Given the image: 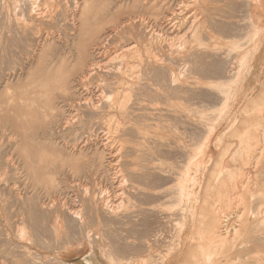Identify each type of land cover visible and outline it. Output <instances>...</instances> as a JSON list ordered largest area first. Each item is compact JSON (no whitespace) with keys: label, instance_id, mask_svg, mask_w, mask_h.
Masks as SVG:
<instances>
[{"label":"rangeland","instance_id":"obj_1","mask_svg":"<svg viewBox=\"0 0 264 264\" xmlns=\"http://www.w3.org/2000/svg\"><path fill=\"white\" fill-rule=\"evenodd\" d=\"M25 1L5 0L3 2V0H0V16L3 18L0 20V24H2L0 25V262L1 264H25V257H17L20 249L16 246L17 244L25 245V242H30L26 241V238L21 239L17 236L19 233L18 229L21 227V223L23 221L25 223L27 222L26 228L28 232H31V229L34 226L39 225L37 244L29 243L28 246L31 247L33 252L35 251L42 255L40 262H43V260H50L52 263L49 262V264H56V259H54V257L60 253V255H58L60 260L75 264H90V261L92 264H118L116 261L112 262L110 259H105L104 257L106 256L103 257L100 248L96 244L94 245L95 247L92 251L93 254H91L88 258H84L82 251H80L77 246L78 243H81L80 240L72 242L73 244H71V246L74 245L75 247L72 246L73 253L70 255H65L64 251L54 248L57 246V243L54 241L55 238H52L54 235L48 226V219L46 215L42 214L40 210L41 203L43 200L47 199V195L43 193V198H34L35 193L40 195L39 190H41L37 188V182L39 183L42 181L43 183L51 186L56 178L55 182L60 186L66 185L65 183L67 182H70V184L73 185L76 184L75 187H69L67 189L72 191L74 190L76 193H70L72 194L71 199L73 198L71 200L72 203L75 202L73 200H80V203L83 191L87 190V187L89 191L91 190V193L94 192V179L98 178L100 180L99 181L98 179H95L96 182L102 181V179L99 177H95V174L93 173L99 169V156H95L94 154V156H81L72 160L71 162H66V172H63L62 170L58 169V167L60 168V166L65 163L63 161L64 159L61 155V152L54 151V154L51 152L45 153V151H47L49 148L38 143L39 141H44V139L51 137V134L48 132V130H45L46 122L43 119L45 116L55 117L60 115L75 114L74 111H71L75 102L66 98L67 92L65 88L69 85V83L77 84L80 81L79 77L84 72L86 64H88V61L81 59V53L79 51L80 38L83 35H86L87 32H90V37L93 41L100 34H105L107 31L112 32L110 39L108 40L107 50L109 51V54L97 58L96 61L99 66H104V63H106L105 60L108 61L110 57L112 58V56H114V54H112L113 50L115 51L121 45L126 44L131 40L130 38L132 37V31L129 29V25L131 24V21L129 22V18L135 20L139 19V17H143L146 19V21L150 22L151 26L155 24L157 20L159 26L161 25V27L166 26L169 28L167 32H169L171 35H167V33H162L161 31L159 32L161 36L159 35L160 39H157L155 45L158 46L159 43L162 45L163 41L165 42L163 44V49H158L156 52H158L159 56H162L163 59H173L174 66L181 69V71H178V73L180 72L181 76V73L184 74L185 71L189 72L187 70L190 67V64L193 63V61H191L193 56L190 55V48L185 47L189 42L184 41L182 43L176 39V36L188 37L186 32H188L189 27L195 23H197V25L201 24L200 29L203 27V31L201 30V33L203 32L204 34H202V36L206 37H202L201 40L204 41L203 43L201 40L199 42L203 45L205 44V41L207 43L210 42L211 44L209 43V45H213V43L216 42V44H218V41L221 40L222 41L219 42V44L222 43L224 41L222 36L233 33L237 30L236 28H238V30L242 28L245 29L244 31L247 34L241 31L242 33L237 32L238 34L236 33V35L239 36V33L242 35L244 34L247 39L249 36H254V38L256 36L258 37L260 33L261 36H264V14L262 15L264 11L258 6L256 0H199L198 3L195 0H159V2L155 4H151L146 0H85L86 2L84 5L86 11L83 12L84 8H79L81 14L83 13L85 16H80V12L76 10L77 0H39V2L38 0H30L32 2H38L37 5H39V9L41 8L40 10L43 11L45 15L41 20L32 23L31 27H26L24 25L26 17L24 16V12H21L25 8V5H23L26 3ZM191 1L194 2V4H192ZM14 2H18V5ZM195 2L199 8L195 5ZM13 6L15 7L13 8ZM16 7H18V10ZM196 8L197 10H195ZM12 9H16V11H12ZM248 10L249 12L247 13ZM74 11L78 12L79 14L77 18H75ZM193 11H197L198 16H196V12ZM251 11L253 16L250 15ZM9 15L11 17H9ZM247 15L250 16L251 19L253 18V22L251 19V21L249 20ZM19 17H21V20ZM22 18H24V20ZM254 20L259 22V24H255ZM26 23L27 22H25V24ZM72 23H77V29L72 28ZM250 23H252L251 25L253 26H250ZM124 24H128L125 30L121 29V26ZM253 27L257 28L255 32ZM259 28L262 29V31L260 30V33L256 35L259 31ZM247 30L249 31L247 32ZM12 31H14L13 34ZM81 31H83V34H80ZM113 32L116 33L114 34ZM248 33L250 35H248ZM162 34H165V38ZM162 37L164 39H161ZM240 37L239 39L237 37V42H241L240 49L242 53H245V50H248L246 55H244L246 56V59L248 57L247 55L251 54L250 52L253 50L252 48H254V51L256 48L257 51H252L253 55H255V60L252 64L253 66L251 65L253 71L250 76L249 84H247L245 88V91L250 92L247 100L263 99L264 41L261 44V40L257 39V37L252 41L251 39L253 38L249 37L250 40H245ZM218 38L219 40L216 41ZM158 40L161 42H158ZM207 43L205 46H208ZM254 45L256 47H254ZM260 45L261 47H259ZM257 48H260L259 51ZM141 51H145L143 44L141 46ZM188 52L191 57H189L190 59H188V57L186 58L191 63L187 68V63L189 62L186 61L185 54L187 53L188 55ZM62 60L65 61V64L59 67ZM116 61L114 66L120 67V62L122 61L121 56L117 57ZM134 61L136 62V60ZM89 62H91V60ZM180 64H185L187 69L184 70L185 65H183V68ZM192 65L194 66V64ZM140 69L141 67H137L135 68V71H140ZM99 72L101 71H98V73ZM186 72L185 74L187 75L184 74L181 76V82H188L187 85L190 86H192L191 84L194 85V82L191 83V80L194 81L195 79V83L198 82L195 76L191 74V76H188L189 74ZM143 73L144 77H147V80L148 78L158 79L157 76H154L155 73L151 71L144 70ZM99 75L103 74L99 73ZM184 76H188L189 81H187L188 78H185ZM149 82L154 84L155 80L153 81L149 79ZM159 91L164 95L162 88H159ZM143 97V106L148 108H150V106L152 107L151 109H144L142 111V113L146 112L148 113V116H150L149 119L145 118L146 120L142 122L144 126H148L155 122H159L161 125L170 122L172 123V121L174 122V120L170 118V109H172V107L166 102V98L161 97L156 103L150 104L146 93ZM194 100L199 105H202L199 103L202 102V97L191 99V102L188 104H191L192 102L194 103ZM247 106L255 105L248 104ZM237 115L239 117L238 130L228 131V129H226L227 132H225V130L215 135L213 143L207 152H205V150H203L204 152L199 151L200 145L197 147L198 141L196 142V140L198 139L194 138V135L192 138H189V140L192 139L194 143H196V147L194 144V148L191 147L192 152L190 151V158L195 159L199 156L198 153H201H199L200 157L195 159L196 162L194 159L192 161L189 159L191 161V166L189 168L191 170L189 171L191 174L190 181H192H189V191L190 187H193L191 189V194L185 198L186 200L184 199L183 201H178L179 203L175 201V206L172 202L174 199H170L172 205L170 202L165 200L164 202L168 203L165 204L163 202L164 205L162 204L159 210V213L161 214L157 216H153L148 213H145L144 215L140 214L138 211H134L131 217L125 219L128 220V222L123 224L114 223L113 225V223H109L108 225H99L96 220L94 223L90 224V229L91 232L99 238L98 241L100 244L103 243V230L108 233L107 235L112 239L116 238V233H119V231L120 234L122 233L132 236L131 239L137 244L135 245L136 247L134 249L131 247L125 249L129 251L126 252V255L133 257L132 264H134L133 261L136 262L138 260L145 261V264H161L164 257L166 258L162 264H207V262L208 264H264V164L258 168H256L254 165H244L242 161V158L245 157L242 156L244 151H240V149L244 148L249 140V135L243 133L244 126L242 121L244 119L252 120L254 116H257V114H255L254 111L250 115L242 114L240 113V109H238ZM219 116L217 115V119L220 118ZM213 117L216 116L214 115ZM221 117L222 118L218 120L219 122L215 123V126L223 121V128H226L228 121L227 117L225 118V116L223 117L222 115ZM20 118L23 120H19ZM27 118L34 120L35 126H19L21 123L26 124L25 120ZM198 118L199 115L193 112V114L191 113L190 115V122L194 123ZM98 119H101V117ZM214 119L217 120L216 118H213L209 121L208 118L206 121L211 122L207 123L209 129L211 126H214ZM211 120H213V122ZM131 125L140 126L133 121L131 122ZM176 125L179 133H183L185 130L183 128V122L178 121L176 122ZM187 126L190 125L188 124ZM75 131L79 132L80 129ZM75 131H73V133H75ZM15 133L17 134L15 135ZM70 133L71 134H68L69 136L75 135L72 132ZM157 133V140L160 141H165L167 137L173 138L176 135L179 136V134L173 129L167 130L164 128H159ZM242 134H244V136H242ZM181 135V142L182 145H184L188 138H186L184 134ZM198 137L200 138L201 136ZM22 140L23 142L31 140L33 143H29V145H26L25 147L23 145L19 149L16 148L15 141L20 142ZM148 145H158V143H151ZM40 153L45 156L43 160H39L36 157L37 154ZM211 154L213 155V159H210ZM222 154H225L226 157V164H224L225 168L222 167L223 165L220 166V164L217 163V160ZM234 155L237 159L236 161H233L232 159L234 158ZM178 158L179 157L176 158V156L169 159L163 158V165L167 166L172 164L171 167L173 165L178 167V165L175 164V162H178L180 165V158ZM197 163L199 165H197ZM192 164L194 165L192 166ZM235 167L237 171L235 170ZM28 170L36 171L37 173L34 175L33 173H29ZM246 173L249 174L248 176L250 178L245 176ZM102 175L104 174L102 173L101 176ZM232 175L233 178H231ZM246 179L249 182L245 187H242L240 183H242V181H246ZM104 184V190H107L106 195H109L110 199H117V203L121 205V201L118 199L119 196L116 197V195L122 192L120 189H122L123 186L119 189L117 184L113 185L110 182H104ZM17 185L20 187V189L22 187L21 191L23 193H29V195H31L30 199L27 198V195H25L22 199L18 198L16 195V189L18 188ZM236 187L238 189H235ZM83 188L85 189L82 190ZM63 196L65 195H62V197ZM120 199H122L121 196ZM169 203L170 205H168ZM167 206L169 208H167ZM215 207L220 208L223 216L228 215L230 225L236 224L238 220H240V215H242L243 219L245 220V224L243 225H241V222H238V224L241 225L240 235H238L236 240L230 242L229 245L223 249L222 253L216 251H212L210 253L208 252V246L210 244L208 238L210 233H208L209 223L208 217L206 216H208V214H210ZM133 209L135 210L136 208L131 207V210ZM184 209L187 211H184ZM181 210L185 212V215L183 214L184 217L181 214ZM200 213H202V215H200ZM167 217L169 221L166 220ZM175 217L176 220L174 219ZM31 219L33 220L31 221ZM201 220L205 221L202 223ZM75 228H77V226ZM78 230L79 228L75 231L79 232ZM180 230H182L181 233H179ZM112 233L114 236H112ZM157 233L160 236L157 235ZM162 236L163 239H161ZM5 239H7V241ZM181 240L186 242L182 248H180V245L177 244L180 243ZM116 244H118V247L120 248L125 247L122 246L121 243ZM146 244H148L149 247H147ZM200 244L205 246V251L200 249ZM140 247L141 249H139ZM168 253L169 255L166 256ZM227 255H229V258L232 260L228 261ZM61 264L64 263L61 262Z\"/></svg>","mask_w":264,"mask_h":264},{"label":"bare ground","instance_id":"obj_2","mask_svg":"<svg viewBox=\"0 0 264 264\" xmlns=\"http://www.w3.org/2000/svg\"><path fill=\"white\" fill-rule=\"evenodd\" d=\"M4 1L5 0H3V2ZM146 1H148L151 4H155L159 2V0H146ZM195 1L198 3L199 0H195ZM25 2L26 3L23 4L25 5V8L21 12H24V16L26 17V18L24 17L26 20L25 22H27L28 24L27 23L25 24L24 22V25L26 27L27 26L31 27L32 23L41 20L45 15V13L41 11L40 10L41 8L39 9V5H37L39 0L38 2H32L30 0H27ZM85 2H86L85 0H77L76 10L79 11V8H84V11L83 9L82 11L85 12L86 11L84 5ZM14 3L18 5V2L17 3L14 2ZM192 4H194V2H192ZM196 6L198 7V5ZM14 7L15 6H13V8ZM16 8L18 10V7ZM13 10L14 9H12V11ZM195 10H197V8ZM14 11H16V9ZM193 12H196V16H198L197 11H193ZM248 12L249 10L247 11V13ZM74 13H75V18H77L79 16L78 12L74 11ZM250 13H251L250 15L253 16L252 11ZM81 15L85 16L83 13L81 14L80 12V16ZM9 17L11 16L9 15ZM21 17H19L20 20ZM248 17L250 20L251 19L250 16ZM24 18L22 19L24 20ZM2 19L3 18H1L0 20ZM251 20L253 22V18ZM130 21L131 24L129 25V29L132 31V37L130 38L131 40L128 43L121 45L115 51L113 50L112 54H114V56H112V58L110 57L108 61L105 60L106 63H104L105 64L104 66H99L96 61L97 58L109 54V51L107 50L108 40L110 39V35L112 34V32L107 31L105 34L104 33L100 34L93 41L92 38L90 37L91 36L90 32H87L86 35L83 36L81 35L82 37L80 38L79 51L81 53V59L88 61V64H86L84 72L79 77L80 81L77 84L69 83V85L67 84L68 86L65 88L67 92L66 98L70 101L75 102L71 110L74 111L75 114L60 115L55 117L45 116L43 118L46 122L45 130H48V132L51 134V137L44 139V141L38 142L39 144H42L43 146L49 148V149L46 148L47 151H45V153L51 152L52 154H54L53 153L54 151L61 152V155L64 159L63 161L65 163L62 166H60V168L58 167V169L62 170L63 172H66V168H65L66 162H71L72 160L81 156L87 157L93 154L95 156H99L100 158L99 161L100 163L98 165L99 169L93 173L95 174V177H99L100 179H102V181L96 182L98 178L96 179L94 177L96 179V180L94 179L95 181L94 192L92 191L93 193H91V190L89 191L88 187L87 190H84L85 188H83L82 190L84 191L80 203H79L80 200L79 201L73 200L75 202L72 203L71 200L73 198L71 199V195L76 193L74 190L72 191L70 189L69 190L67 189L69 187H75L76 184L73 185L70 184V182L69 183L67 182L65 183L66 185L60 186L55 182L56 178L51 186L46 183H43L42 181H40L39 183L37 182L36 183L38 185L37 188L41 190H39L40 195L35 193V197H34L41 199L43 198L42 196L43 193L47 195L46 196L47 199L43 200L41 203L40 210L42 214L46 215L48 219V226L54 235L52 236L51 234V236L52 238H55L54 241L55 243H57V246L54 248H58L64 251L65 255H70L73 253L72 246L74 245L71 246V244H73L72 242L74 241L76 242L80 240L81 243H78L77 246L79 250L82 251V255L84 256V258H88L91 254H93L92 251L93 248L95 247L94 245L96 244L100 248L103 257L104 256L107 257V258L104 257L105 259H110L112 262L116 261L118 264H132L133 257H129L128 255H126V252L129 251L125 250L128 247H131L132 249L136 247L135 245L137 244L134 242V240L131 239L132 236L122 233L120 234L119 231V233L118 232L116 233V238L112 239L110 236L107 235L108 233H106L103 230L102 233L103 243L100 244V242L98 241L99 238L91 232L90 224L94 223L96 220L99 225H108L109 223H113V225L114 223H119V224L127 223L128 220L125 219L131 217L134 211H138L140 214H144V215L145 213H148L150 215L157 216L161 214L159 213L160 212L159 210L161 208V205L162 204L164 205L165 200L170 202L171 201L170 199H174V201L172 202L175 206L174 203L175 201L177 202L183 201L185 198H187V196L191 194V189L193 187L191 185L192 187H190V191H189V181L191 180V174L189 173V171L191 170L189 168L191 166L190 162L194 159V158L193 159L190 158L191 157L190 151L192 152L191 147L194 148V146L196 145V143H194L192 139L189 140V138H192L193 135L195 136L194 138L198 139L196 140V142L198 141L197 147L198 145H200L199 151L202 152L203 150H205V152H207L213 143V139L215 135H217L222 131H225L226 129H228V131L238 130V122H239V117L237 115L238 109H240V113L247 115H250L254 111L255 114H257V116H254L252 120L244 119L242 121V124L244 126L243 133L249 135L248 137L249 140L247 144L244 146V148L240 149V151L242 152L244 151V153H242V156H245L242 158L244 165H254L256 168H258L264 164V98L256 99V100H252V99L247 100V97L250 95V92L245 91L246 85L249 84L250 76L253 71L252 64L254 63L255 55H253L252 51H254V48H252L253 50L251 52L249 50L251 54L248 53L249 55H247L248 57L246 59V56L244 55H246V52L248 50L247 51L245 50V53H242L240 49L241 40L239 41L240 43L237 42L239 37L242 35L241 31H243L244 33L245 29L242 28L238 30V28H236L237 30L234 31L233 33H230L228 35H223L222 38L224 41L220 44L219 42H221L222 40L220 39L221 41H218L219 38L216 40L218 41V44H216L217 42L214 41L216 43H213V45H209L210 42L207 43L205 41V44L207 43L208 46L199 43L202 37H206V36H202V34L204 33L203 32L201 33V30L203 28L201 26L202 28L200 29L201 24L198 25L197 23L192 24L189 27L188 32H186V34H188V37L176 36V39H178L182 43L184 41L189 42L185 47L190 48L189 50L190 55L193 56L192 57L193 59L191 58L192 59L191 61H193L192 64H194V66L190 64L191 62H189L188 60L190 59L189 57H191L189 55V52L188 55L187 53L185 54L186 56L184 55L186 61L189 62L187 63L188 64L187 68L190 64V67L187 70L190 73L186 71L185 72L189 74L188 76L193 75L198 80V82L196 83H195L196 81L195 79L194 81L191 80V83L194 82V85L191 84L192 86H190L187 85L188 83L187 81H189L188 76H184L185 78L186 77L188 78V80L185 81L187 83L181 82L182 80L181 76H183L185 72L182 71L184 72V74L181 73L182 75L180 76V72L178 73V71H181V69L179 67L176 68L174 66L173 59L171 60L169 58L170 59L169 60L165 58L166 59L165 60L163 59L162 56H161L162 58L159 56L158 52H156V50L158 49H163L164 46L163 44L165 42L163 41L162 45L161 43H159L160 45L158 44V46L155 45L157 39L161 36L159 32L161 31L162 33H167V35H171L169 32H167L169 28L166 26L165 27L164 26L161 27V25L159 26L157 20L155 24L151 26L150 22L146 21V19H144L143 17H139V19H135V20L129 18V22ZM254 23L257 24L255 20ZM251 24L252 23H250L249 25L253 26ZM71 25L73 29H77V23H72ZM127 26L128 24H124L123 26H121V29L125 30ZM253 29H255L254 30L255 32L257 28L253 27ZM258 30L259 31L257 32L256 35L260 33V30L262 31V29L260 28ZM248 31L249 30H247V32ZM13 32L14 31H12V34ZM237 32H241L239 33L240 34L239 36L236 35ZM80 34H83V31H81ZM260 34H259L260 37L258 36L259 38L257 36L256 37L257 39L261 40V44H262V42L264 41V36H261ZM248 35L250 34L248 33ZM242 36H244V34ZM244 37L242 38L248 40L250 36L248 37V39L246 38V36ZM164 38L162 37L161 39ZM250 38H253L251 39V41L255 39L254 36ZM158 42L161 41L158 40ZM201 42L203 43L204 41L201 40ZM142 44L145 49L144 52L141 51ZM254 47L256 46L254 45ZM259 47H261V45ZM259 49L257 48L258 51ZM254 52H257L256 48ZM120 56L122 58V61L120 62L121 66L116 67L114 66L115 65L114 63L116 61V58ZM186 57H188V59ZM90 60L91 62H89ZM134 60H136V62ZM63 64H65L64 60L60 62L59 67H61V65ZM51 66L54 67L53 65ZM137 67H141L140 71H135V68ZM187 68L185 65L184 70H186ZM144 70L145 71L148 70L155 73L154 76H157L158 79L148 78L147 80V77H144V73H143ZM98 71H101L99 73H102L103 75H99ZM149 79L153 81L155 80V83L154 84L150 83ZM159 88L160 89L162 88V90L164 91V95L161 94ZM144 92L146 93V96L149 98L148 100L150 101V104L156 103L161 97L166 98V102L172 107V109H170L171 117L170 116L169 117L172 118L174 122L172 121V123L170 122L163 125H161L159 122H155L148 126H144L142 122L146 120L145 118L149 119L150 116H148V113L146 112L142 113V111L144 109L152 108L151 106L150 108L143 106L142 101L144 100L143 97L145 95ZM197 97L203 98L202 102L198 101L202 105H199L197 102H195V100L194 103L192 102L191 104H188L191 102V99H195ZM248 104H254L255 106H247ZM193 112L199 115V118L196 119L194 123L190 122V115L191 113L193 114ZM214 115L216 117H213ZM217 115L218 116L220 115L219 116L220 118H222L221 115L223 117L225 116V118L227 117L228 121L226 124V128H223V121L215 126V123L219 122L218 120L220 119V118L217 119ZM100 117L101 119H98ZM208 118L209 121L210 119L213 118L217 119V120L214 119L215 122L211 120L214 123V126L213 127L211 126L210 129L208 128L207 123H211V122H206ZM19 120H23V119L20 118ZM25 121L26 124L21 123L19 124V126L21 127L35 126L34 120L27 118ZM132 121L136 122V124L140 126H132L131 125ZM178 121H181L184 124L183 128L185 130L183 133H179L178 131L176 125V122ZM188 124L190 126H187ZM159 128H164L167 130L173 129L179 134V136L176 135L173 138L167 137L165 141L157 140L158 138L157 131ZM78 129H80L79 132L75 131ZM188 129L190 130L192 129V130L190 131ZM73 131H75V133H73ZM70 132H72L75 135L69 136L68 134H71ZM225 132H227V130ZM16 134L17 133H15V135ZM181 134H184V136L188 138V140L185 141L184 145H182L181 142V136H182ZM244 134H242V136H244ZM198 136L201 137L199 138ZM147 142L148 144L158 143V145H148ZM29 143H33V142L31 140L27 142L25 141L23 142V140L20 142L15 141L16 148L18 149L23 145L24 147L26 145H29ZM199 153H198L199 156L198 155L196 156L200 157ZM175 156L176 158L177 157L180 158L179 160L180 165L178 164V162L177 163L175 162V164H177L178 167H176L175 165H173L174 167L173 166L171 167L172 164H169L167 166L163 165V158L169 159V158H174ZM36 157L39 160H43L45 158V156L42 153L37 154ZM210 159H213L212 154L210 155ZM232 159L233 161L237 160L235 155L234 158ZM217 163H219L220 166L223 165L222 167L225 168L224 166V164H226L225 154H222L220 156V158L217 160ZM193 165L194 164H192V166ZM197 165L199 164L197 163ZM28 172L33 173L34 175H36L37 173L36 171H31V170H28ZM55 172L58 173L57 171ZM102 173L104 175L101 176ZM248 173H246L245 176L250 178L248 176L249 175ZM231 178H233V175ZM104 182L107 183L110 182L113 185L117 184V187H119V189L120 187L123 186L122 189H120L122 190V192L116 195V197L119 196L118 199L121 201V205L117 203L116 201L117 199H110L109 195H106L107 190L105 189L106 190L105 192ZM248 182L249 181H247L246 179V181H242V183L240 184L242 187H245L248 184ZM21 189L20 187L16 189V195L18 196V198L22 199L25 195H27V198L30 199L31 195H29V193L28 194L23 193ZM235 189L238 188L236 187ZM71 192L72 194H70ZM62 195L65 196L62 197ZM120 196L123 199V201L122 199H120ZM168 202H166L165 204H167ZM170 203L168 205H170ZM131 207H135L136 209L131 210ZM167 208L169 207L167 206ZM185 210L186 209H184V211ZM182 212L181 214L185 215V212L184 213ZM200 215H202V213H200ZM206 217H208V223H209L208 233H210V236L208 238L210 242L208 246L209 253L212 251L222 253L223 249L226 248L230 242L238 238V235H240L241 233V225L245 224V220L243 219V216L240 215V220H238V222H241V225H239L238 222L237 223L235 222L236 224L230 225V220L228 218V215L223 216L222 211H220V208L217 207H215L212 210V212L208 214V216ZM174 219L176 220V217ZM32 220L33 219H31V221ZM166 220L169 221L168 217ZM204 221L205 220H201L202 223ZM26 223L22 221L21 227L18 229L19 233L18 234L16 233L17 236L21 239L26 238V241H30L29 243L37 244L39 225L34 227L32 226L33 227L31 229L32 231L28 232L26 228L27 227ZM76 226L77 228H75ZM78 228H79L78 230L79 232H76L75 230ZM181 231L182 230H180L179 233H181ZM157 235L159 234L157 233ZM112 236H114V234ZM163 236L161 239H163ZM5 240L7 241V239ZM29 243L25 242V245H19V244L16 245L20 249L17 254V257L19 258L25 257L24 260L25 264H49L50 260L49 261L43 260V262H40L42 255L35 251L33 252L31 250V247L28 246ZM116 243H121V245L125 247L120 248ZM185 243L186 242L181 240V242L177 244H179L180 248H182L185 245ZM146 245L147 247H149L148 244ZM199 247L200 249L205 251L204 245L200 244ZM139 249H141V247ZM58 255H60V253ZM58 255L54 257V259H56L55 261L56 264H61V262L64 264H75L72 262H65L60 260V257H58ZM168 255L169 253L166 254V256ZM165 258L166 257L163 258L162 262H164ZM227 258L228 261L232 260L229 258V255H227ZM133 263L145 264L146 262L143 260H138L136 262L133 261ZM90 264H92L91 261Z\"/></svg>","mask_w":264,"mask_h":264},{"label":"crops","instance_id":"obj_3","mask_svg":"<svg viewBox=\"0 0 264 264\" xmlns=\"http://www.w3.org/2000/svg\"><path fill=\"white\" fill-rule=\"evenodd\" d=\"M258 6L264 11V0H256ZM264 13H262L263 15ZM256 21V20H255ZM257 22V21H256ZM257 24H259V22H257Z\"/></svg>","mask_w":264,"mask_h":264}]
</instances>
